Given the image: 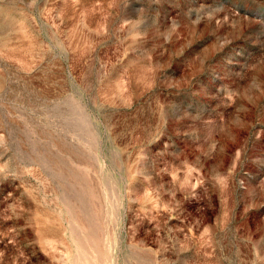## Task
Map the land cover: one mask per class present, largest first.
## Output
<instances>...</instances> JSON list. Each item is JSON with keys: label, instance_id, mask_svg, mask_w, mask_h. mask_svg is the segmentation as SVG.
<instances>
[{"label": "rangeland", "instance_id": "rangeland-1", "mask_svg": "<svg viewBox=\"0 0 264 264\" xmlns=\"http://www.w3.org/2000/svg\"><path fill=\"white\" fill-rule=\"evenodd\" d=\"M0 264H264V0H0Z\"/></svg>", "mask_w": 264, "mask_h": 264}]
</instances>
